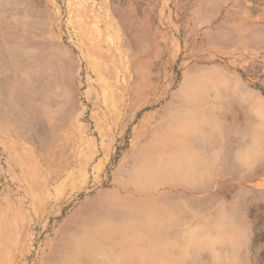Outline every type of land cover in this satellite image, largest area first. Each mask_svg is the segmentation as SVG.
<instances>
[{"label":"rangeland","instance_id":"rangeland-1","mask_svg":"<svg viewBox=\"0 0 264 264\" xmlns=\"http://www.w3.org/2000/svg\"><path fill=\"white\" fill-rule=\"evenodd\" d=\"M0 264H264V0H0Z\"/></svg>","mask_w":264,"mask_h":264},{"label":"crops","instance_id":"crops-1","mask_svg":"<svg viewBox=\"0 0 264 264\" xmlns=\"http://www.w3.org/2000/svg\"><path fill=\"white\" fill-rule=\"evenodd\" d=\"M194 118L192 114H170L168 124L158 125L141 141L129 165V171H153L151 174H162L166 171H204V161L213 156L205 154L204 148H201L205 146V141H194L192 136L200 129ZM186 122L194 124L197 129L183 130Z\"/></svg>","mask_w":264,"mask_h":264},{"label":"bare ground","instance_id":"bare-ground-1","mask_svg":"<svg viewBox=\"0 0 264 264\" xmlns=\"http://www.w3.org/2000/svg\"><path fill=\"white\" fill-rule=\"evenodd\" d=\"M199 106V105H198ZM197 129V127H195L194 126V124H191L190 122H186L185 123V126L183 127V130H185V131H193V130H196ZM205 135V134H204ZM199 139V138H198ZM203 152V151H202ZM201 153V152H200ZM204 154V153H203ZM203 154H201V155H203ZM206 154V153H205ZM153 171H146V173L147 174H151ZM109 208V207H108ZM105 209V208H104ZM103 209V210H104ZM131 210H133V209H131ZM107 210L105 209V212H106ZM133 214V213H132ZM135 216V215H134ZM100 242V241H99ZM163 246V245H162ZM161 246V247H162ZM147 258V259H146ZM142 259L145 261V263H146V261H150L152 258H150V256H149V254H143L142 255Z\"/></svg>","mask_w":264,"mask_h":264}]
</instances>
